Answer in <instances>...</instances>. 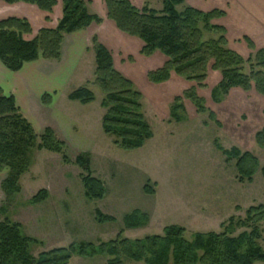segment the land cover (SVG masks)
<instances>
[{"label": "rangeland", "instance_id": "obj_1", "mask_svg": "<svg viewBox=\"0 0 264 264\" xmlns=\"http://www.w3.org/2000/svg\"><path fill=\"white\" fill-rule=\"evenodd\" d=\"M83 1L90 13L102 20L100 24L93 23L84 30L87 31L85 37L89 35L88 49L93 52L91 41L96 37L110 52L114 67L127 72L125 77H131L126 78L142 95L143 114L153 137L142 148L126 151L115 146L112 137L103 132L101 118L105 110L100 102L104 94L92 85L95 69L93 55L90 59L88 54L83 58L81 66L82 70L85 69L84 75L73 78L65 87L47 91L45 94L51 96L50 103L58 99V107L69 106L78 125L56 117L53 119L54 130L50 126L44 128L43 122L35 127L25 119L37 135L46 128L52 129L66 144L68 162H64L58 154L33 150L31 167L20 179L21 192L10 201L6 200L1 190L8 169L0 168V206L7 207L9 218L21 226L25 236L37 241L32 247L33 255L37 258L42 253L79 243L97 246L118 236L130 241L141 240L147 236L162 235L163 229L172 225L185 230L187 241H192L195 234L222 233L226 230L237 236L248 232L249 229L238 222L245 220L248 208L264 206V178L257 172L251 182L240 183L235 160L227 159L223 152L232 149L250 152L258 158L260 166L264 165V148L258 147L255 142V135L264 130V96L253 89L245 92L239 88L230 90L227 95H213L221 81L219 71H208L203 87L174 73L166 82L150 83L148 72L145 73L147 68H151L150 65L148 67L149 61L141 66L136 64L141 57H145L140 53L142 42L113 28L112 22L106 18L104 0ZM129 1L137 9L161 11L163 7V0ZM236 1L183 0L175 9L181 12L186 7H193L203 12L213 9L228 12L227 22L226 17L212 22L224 26L227 48L246 61L253 57L256 50L264 47L262 40L252 41L255 46L252 50L244 41L245 36L238 35L236 31L243 29L239 24L240 16H254L244 28H255L258 23L254 20L258 17L264 19V0H240L244 3L243 7L239 0L238 3ZM57 3L62 9L61 0ZM242 8L250 13H243ZM54 9L47 18L51 20H46L40 29L34 26L37 19L33 20L35 22L25 19L32 30L31 34L24 36L25 40H32L43 28H55L59 17ZM225 26L229 27V31ZM99 35L102 37L99 38ZM210 38L216 39L217 36L205 35L206 40ZM77 73L82 74L81 70ZM83 86L93 91L95 101L87 105L69 101L68 94ZM191 88L203 99L206 111L198 112L190 100L182 98V109L177 112L179 120L174 119L171 108L175 98L182 97ZM69 127L73 130L70 134L67 132ZM78 156L89 159V171L104 183L106 194L102 200H90L84 196L82 178L87 171L76 163ZM146 185L154 191L153 195L144 193ZM40 190H46L48 198L39 204L29 203ZM153 209L155 215L151 214ZM97 211L115 221L99 223ZM134 211L147 215L148 224L141 228H126L123 219ZM259 227L262 236L258 244L264 249V221ZM109 259L103 255H73L68 264H107ZM121 261L122 264H144L125 257Z\"/></svg>", "mask_w": 264, "mask_h": 264}, {"label": "trees", "instance_id": "obj_2", "mask_svg": "<svg viewBox=\"0 0 264 264\" xmlns=\"http://www.w3.org/2000/svg\"><path fill=\"white\" fill-rule=\"evenodd\" d=\"M6 4L24 3L36 6L40 11L51 14L57 0H2ZM183 0H163L161 11L147 8L137 9L129 0H104L106 18L118 31L136 37L142 42L141 55L150 57L159 52L165 63L147 73L152 84L166 82L172 73L189 82L203 87L208 71H219L221 81L214 89L227 95L230 90L239 88L245 92L252 89L264 96V48L256 50L253 57L244 60L236 52L227 48L226 29L212 21L226 17V12L213 9L203 12L186 7L178 12L175 6ZM62 17L55 28H43L32 40L24 36L31 34V26L25 19L6 18L0 20V63L11 72L20 71L26 63L39 59L59 61L65 35L101 23V18L91 14L83 0H61ZM49 20V19H47ZM217 38L205 39V35ZM247 46L255 50L254 43L244 37ZM94 74L92 85L97 86L104 96L100 106L105 113L101 118L103 132L112 137L113 144L120 149L132 151L142 148L153 137V132L143 114L142 95L132 82L122 75L113 64L110 52L93 37ZM248 66V71L246 70ZM69 101L87 105L95 101V95L88 87H79L67 96ZM190 100L204 113V101L197 96L194 88L188 89L174 100L172 117L179 120L177 112L182 109L181 99ZM51 96L41 97L44 105L50 104ZM256 145L264 148V130L255 135ZM33 150H46L58 154L64 162L66 144L55 132L46 128L37 135L31 124L22 116L13 96L0 91V168H7L1 190L7 201L13 200L21 192V177L32 164ZM227 159L235 160L237 178L240 183L251 182L257 172L264 178V165L250 152L238 149L223 152ZM76 163L85 167L87 174L82 178L84 196L90 200H102L106 194L104 183L89 171L90 161L78 156ZM144 193L154 191L146 185ZM48 198L46 190H40L29 203L39 204ZM99 223H112L114 218L95 212ZM240 226L248 232L232 236L222 233L195 234L192 241L184 238L185 230L172 225L163 229V234L147 236L130 241L118 236L108 243H79L68 248H59L40 254L32 253L37 241L25 236L21 226L8 216L6 206H0V264H68L73 255L109 257L107 264H122L123 257L144 264H256L264 263V249L258 242L262 230L259 224L264 221V206L247 209ZM148 216L134 211L124 217L128 229L141 228L148 224ZM231 221V220H230ZM232 222V221H231ZM230 222V224H232Z\"/></svg>", "mask_w": 264, "mask_h": 264}, {"label": "crops", "instance_id": "obj_3", "mask_svg": "<svg viewBox=\"0 0 264 264\" xmlns=\"http://www.w3.org/2000/svg\"><path fill=\"white\" fill-rule=\"evenodd\" d=\"M236 2L238 3V0ZM239 3L242 2L239 0ZM243 4L244 3H242L240 6L243 7ZM54 12H57L59 17L58 20H60L62 17V9L60 8L59 3L55 7ZM242 12L250 13L244 8H242ZM226 13L227 15L225 18V22L228 21L229 16L228 12ZM50 16L51 14L44 13L32 5L24 3L8 5L0 1V19L16 17L20 19H28L31 22H35L33 20L37 19V24H35L34 26H37V28L40 29V26H43L47 22V18H50ZM252 17L245 15L240 16V19H242L241 21L239 20V24L243 29L241 31L237 30L236 32L238 33V35L252 39L253 42L262 40L263 42L261 45L264 47V19H261L260 17L255 19L254 22L258 23L255 28L253 27L250 30H245L244 28L249 24L250 18L252 20ZM50 20L51 19H49V21ZM111 24L113 28L116 29L115 25L113 23ZM225 27L229 31V27ZM116 31L118 30L116 29ZM86 34L87 31L82 30L70 35H65L62 43L61 59L59 61H47L39 59L30 63H26L18 72H11L0 65V91L4 95H11L15 98L16 104L19 107L23 117L26 118L35 127L40 124V122H43L45 123L43 125L44 128L50 126L55 130L56 127L54 125L55 123L53 124V119H55L56 117H61V119H64L65 122L69 121L72 124L74 123V125H78V120L74 118L73 114L68 109V105H65L62 108L58 107V99H53L50 104L44 105L41 102V97L43 94H45L49 90H52L54 87L56 89L57 87H65L73 78L85 74V72H83L85 69L83 68L84 70H82L81 66L83 63V58H85L87 54L89 59L92 55L94 57V53H91L90 49H88V44H90L88 41L89 35L86 38ZM99 36V38L102 37L101 35ZM160 55L161 54L158 55L156 52V54H154L153 56L145 58L141 57L138 52V56L141 57V59L140 61H137L136 64H138V66H141V64H145L149 61L148 67L150 65L151 68H147L145 72L147 73L149 72V70L151 71L153 69L160 68L165 63V57L163 55H161V57ZM80 70L82 74L77 73ZM118 71L124 76L127 73L123 72L122 69H119ZM126 77L131 78L130 76ZM69 128L70 129L67 132L70 134L71 132H73V130L72 127ZM151 214H156L155 209H153Z\"/></svg>", "mask_w": 264, "mask_h": 264}]
</instances>
